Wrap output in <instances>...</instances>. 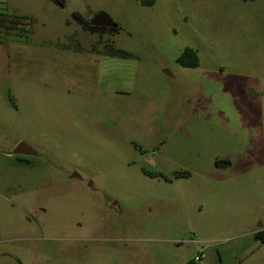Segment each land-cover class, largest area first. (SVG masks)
<instances>
[{"label":"rangeland","instance_id":"rangeland-1","mask_svg":"<svg viewBox=\"0 0 264 264\" xmlns=\"http://www.w3.org/2000/svg\"><path fill=\"white\" fill-rule=\"evenodd\" d=\"M143 1L0 0L31 28L0 30V264H264L215 204L257 189L264 206V0ZM100 11L120 29L73 17Z\"/></svg>","mask_w":264,"mask_h":264},{"label":"crops","instance_id":"crops-1","mask_svg":"<svg viewBox=\"0 0 264 264\" xmlns=\"http://www.w3.org/2000/svg\"><path fill=\"white\" fill-rule=\"evenodd\" d=\"M263 202L258 197L257 189H225L223 198L218 197L215 199V204L221 207L223 203V211L225 217L230 220L231 225L239 226L246 225L248 228L242 229L241 235L254 237V234L264 230V213L257 211L256 204ZM264 208V206H263ZM193 212H199L201 210L200 204H193L191 206ZM260 220V224L257 226L255 221ZM242 237V236H241ZM256 239V238H255ZM259 239H256L254 247L258 245ZM260 241V240H259ZM261 242V241H260ZM264 243V242H261ZM200 250V249H199ZM197 250L196 253L199 251ZM257 253L256 248H244L239 256V263L252 258ZM194 255V256H195ZM207 256L204 253V257L201 259L203 262H207ZM134 256L128 255V264L134 261ZM200 260V261H201Z\"/></svg>","mask_w":264,"mask_h":264},{"label":"trees","instance_id":"trees-1","mask_svg":"<svg viewBox=\"0 0 264 264\" xmlns=\"http://www.w3.org/2000/svg\"><path fill=\"white\" fill-rule=\"evenodd\" d=\"M56 2L63 4L64 0H55ZM245 1V0H243ZM155 2V0H144L143 4L147 5V6H151L153 3ZM2 14V13H0ZM3 15V14H2ZM13 19H8V18H4L1 17L0 15V30L1 29H5V30H9L10 33H4V36H9L11 35L13 38L15 37V39L21 38V37H26L28 33H30V24L25 25V17H20V16H13ZM73 17L80 23L81 27L91 33H98L99 35H101L103 33L104 30H108L105 27H98V26H93L91 25L90 22H87L86 20H82L80 18V16H78L77 14H73ZM21 26H27L26 27H21ZM120 27L116 26L113 28H109V30L111 31H117L119 30ZM6 37L1 38L0 40H5ZM104 53L109 54V55H116V56H121V57H127L129 56V53L125 50L119 49V48H115L113 47L110 43L105 42L104 45ZM177 63L180 64L181 66L184 67H190V68H194L197 67L199 64V59H198V54L197 51L191 47H185L183 49V51L181 52V54L177 57L176 59ZM216 165H222V166H228L230 164V160L229 159H222V160H217ZM175 176H188V172L187 171H180V172H175ZM254 237L256 239H259L261 242H264V230L259 231L257 233L254 234Z\"/></svg>","mask_w":264,"mask_h":264},{"label":"water","instance_id":"water-1","mask_svg":"<svg viewBox=\"0 0 264 264\" xmlns=\"http://www.w3.org/2000/svg\"><path fill=\"white\" fill-rule=\"evenodd\" d=\"M93 26H106V27H116L118 24L113 21V19L104 11L98 12L93 19L90 21ZM30 147L25 142H19L13 150L14 154H37L35 150L29 151L26 148ZM31 148V147H30ZM72 177H79V175L74 172L71 175Z\"/></svg>","mask_w":264,"mask_h":264},{"label":"flooded vegetation","instance_id":"flooded-vegetation-1","mask_svg":"<svg viewBox=\"0 0 264 264\" xmlns=\"http://www.w3.org/2000/svg\"><path fill=\"white\" fill-rule=\"evenodd\" d=\"M95 16V15H94ZM93 16V17H94ZM93 19V18H92ZM91 19V20H92ZM99 27V26H98ZM101 27V26H100ZM102 27H105V28H107V29H109V28H113V27H106V26H102ZM21 141H23V142H25L26 144H28L30 147H27L26 149L27 150H29V151H32V150H34V148L32 147V145L28 142V141H25V140H21ZM21 141H18V142H16L15 143V146H14V148L16 147V145L19 143V142H21ZM133 144V143H132ZM14 150V149H13ZM142 152V151H141ZM12 154L13 155H15V156H17V160L18 161H21V162H25V163H29L30 162V157H32V156H36V155H38V153L37 154H14L13 153V151H12ZM21 156V157H20ZM90 184V183H89Z\"/></svg>","mask_w":264,"mask_h":264},{"label":"built area","instance_id":"built-area-1","mask_svg":"<svg viewBox=\"0 0 264 264\" xmlns=\"http://www.w3.org/2000/svg\"><path fill=\"white\" fill-rule=\"evenodd\" d=\"M204 257L203 249H200L196 255L193 257V261H200Z\"/></svg>","mask_w":264,"mask_h":264}]
</instances>
